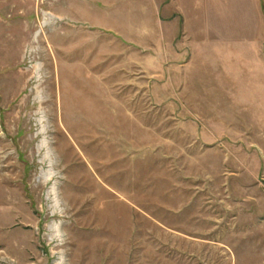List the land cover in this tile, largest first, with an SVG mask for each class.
I'll use <instances>...</instances> for the list:
<instances>
[{
	"label": "rangeland",
	"instance_id": "obj_1",
	"mask_svg": "<svg viewBox=\"0 0 264 264\" xmlns=\"http://www.w3.org/2000/svg\"><path fill=\"white\" fill-rule=\"evenodd\" d=\"M0 264H264V0H0Z\"/></svg>",
	"mask_w": 264,
	"mask_h": 264
},
{
	"label": "bare ground",
	"instance_id": "obj_2",
	"mask_svg": "<svg viewBox=\"0 0 264 264\" xmlns=\"http://www.w3.org/2000/svg\"><path fill=\"white\" fill-rule=\"evenodd\" d=\"M37 123L40 125V130H39V134L42 136L37 149L38 150H43V158L42 161H46L48 163L47 166V170H42L40 172V176L43 179L44 182H47L53 175L52 172V161H51V153L49 151V148L47 146V139H45L44 135H45V127L43 125V117H39V119H37ZM47 200H49L51 202V206L53 209H57L58 208V200L56 197V190H55V184H52V186L50 187V190L48 191L47 195H46ZM51 229L55 232V234H57L56 236H59V230H58V226L57 225H53L51 226Z\"/></svg>",
	"mask_w": 264,
	"mask_h": 264
}]
</instances>
